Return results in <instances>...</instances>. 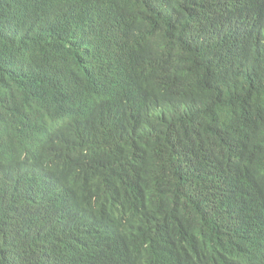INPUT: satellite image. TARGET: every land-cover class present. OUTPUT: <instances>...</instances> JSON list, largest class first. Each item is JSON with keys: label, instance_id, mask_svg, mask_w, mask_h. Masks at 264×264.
Returning a JSON list of instances; mask_svg holds the SVG:
<instances>
[{"label": "trees", "instance_id": "1", "mask_svg": "<svg viewBox=\"0 0 264 264\" xmlns=\"http://www.w3.org/2000/svg\"><path fill=\"white\" fill-rule=\"evenodd\" d=\"M0 264H264V0H0Z\"/></svg>", "mask_w": 264, "mask_h": 264}, {"label": "clouds", "instance_id": "2", "mask_svg": "<svg viewBox=\"0 0 264 264\" xmlns=\"http://www.w3.org/2000/svg\"><path fill=\"white\" fill-rule=\"evenodd\" d=\"M169 206H175V205L170 203ZM175 207H176V206H175ZM176 210H177V209H176ZM164 227H165V228H170L165 222H164Z\"/></svg>", "mask_w": 264, "mask_h": 264}]
</instances>
